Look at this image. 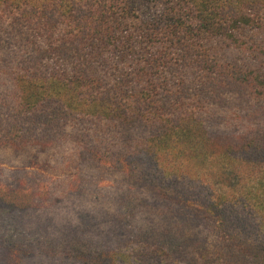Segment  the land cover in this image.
I'll list each match as a JSON object with an SVG mask.
<instances>
[{
	"label": "trees",
	"instance_id": "16d2710c",
	"mask_svg": "<svg viewBox=\"0 0 264 264\" xmlns=\"http://www.w3.org/2000/svg\"><path fill=\"white\" fill-rule=\"evenodd\" d=\"M1 154L115 192L0 183V264H264V0H0Z\"/></svg>",
	"mask_w": 264,
	"mask_h": 264
},
{
	"label": "rangeland",
	"instance_id": "374dc122",
	"mask_svg": "<svg viewBox=\"0 0 264 264\" xmlns=\"http://www.w3.org/2000/svg\"><path fill=\"white\" fill-rule=\"evenodd\" d=\"M65 154L69 155L67 152ZM114 179L103 169L78 167L73 158L64 163L46 162L35 165L13 160L10 155H0V183L5 185L18 180H30L40 192H48L52 197L53 203L49 204L45 216L53 222L70 223L75 227H81V222L75 216L73 208H82L84 205L82 201L75 199L76 193L83 194L89 189L95 196L115 192ZM55 199L59 203L53 207Z\"/></svg>",
	"mask_w": 264,
	"mask_h": 264
}]
</instances>
